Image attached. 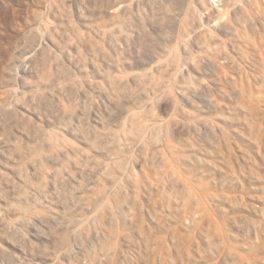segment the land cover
<instances>
[{"label": "rangeland", "instance_id": "obj_1", "mask_svg": "<svg viewBox=\"0 0 264 264\" xmlns=\"http://www.w3.org/2000/svg\"><path fill=\"white\" fill-rule=\"evenodd\" d=\"M133 1L0 0V264H264V16Z\"/></svg>", "mask_w": 264, "mask_h": 264}, {"label": "bare ground", "instance_id": "obj_2", "mask_svg": "<svg viewBox=\"0 0 264 264\" xmlns=\"http://www.w3.org/2000/svg\"><path fill=\"white\" fill-rule=\"evenodd\" d=\"M135 3H136L135 0L130 4L125 3V2L117 3V4H114L112 6V9L118 10L120 8H125V9H128L130 7L132 8ZM206 4L207 3L202 4L200 6V14L202 15L201 18L205 17L207 19V21L209 22L208 27H206L203 24V22L200 18L198 25L196 27L195 34L203 33L206 31H209L212 33L211 29H214L218 32L231 31L234 27L233 26L234 24H236V23L237 24L247 23L250 21L251 16H252V29L253 28L257 29V22H256L257 20H254V18H253V16H255L254 13H259L258 15L261 14L262 16H264V0H220V4H219L218 8H213V6H209ZM250 6H252L251 7L252 11H251ZM261 35H262V33H261ZM262 37H263V35H262ZM262 37H261V40H263ZM254 40L252 39V42L253 41H254V43L258 42L256 39H254ZM213 42H214V44L219 45L222 42V40L219 37V35H214L213 36ZM260 42H262L261 45H260ZM257 44H255V46ZM46 45H47V43L43 39H39L34 50H32V52L30 53V56L27 58V60H31L33 55L42 51ZM256 48H259L258 49L259 54H260V56L262 55L261 56L262 57L261 58L262 59L261 64H263L262 66L264 68V41H259V47L257 45ZM223 56L228 57L229 55L225 52L223 54ZM237 90H238V87H237ZM157 124H158V122H157ZM207 126L211 129H217V126L215 124H213V122L207 123Z\"/></svg>", "mask_w": 264, "mask_h": 264}]
</instances>
